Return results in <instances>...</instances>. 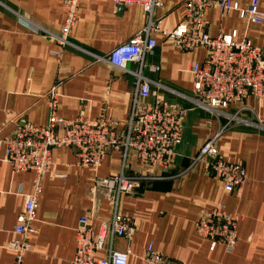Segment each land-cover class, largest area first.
<instances>
[{
  "label": "crops",
  "instance_id": "0c3cea01",
  "mask_svg": "<svg viewBox=\"0 0 264 264\" xmlns=\"http://www.w3.org/2000/svg\"><path fill=\"white\" fill-rule=\"evenodd\" d=\"M155 15L160 27L173 30L183 17V0H161ZM241 8L252 0H233ZM264 16V0H259ZM66 18L64 0H0V264H71L76 252V227L88 216L98 231L111 220L113 203L103 192H94L97 178L120 172L139 177L137 186L123 194L121 214L130 218L132 232L116 237L117 250H130L129 264H143L149 244L161 255L185 264H264V94L247 95L231 102L226 111L256 125L231 123L222 129L216 145L220 155L241 163L247 180L241 195L227 193L223 182L208 168L206 157H193L201 146L226 123L196 103L192 64L203 62L204 47L180 50L171 38L156 32L157 46L146 57L144 69L151 80V98H164L173 108L183 109L182 140L175 149V163L168 170L145 169L134 153L125 158L112 150L94 169L78 164L68 146L52 150V169L42 180L30 249L21 258L9 247L22 240L14 228L24 199L33 191V171H15L5 160V140L24 116L44 126L56 94L58 115L67 119L106 118L118 130H126L134 99L135 77L112 66L107 58L117 45L141 30L147 20L140 4L119 6L112 0H82L78 18L69 34L70 44L56 36ZM210 36L237 30L255 46L264 47V21L252 23L237 10H207ZM59 52V54H57ZM137 68V64H128ZM260 125V126H259ZM223 203L243 218L238 224V243L229 252L224 244L210 249V241L195 229L198 215ZM100 255L105 256L106 252Z\"/></svg>",
  "mask_w": 264,
  "mask_h": 264
},
{
  "label": "built area",
  "instance_id": "2783aa9c",
  "mask_svg": "<svg viewBox=\"0 0 264 264\" xmlns=\"http://www.w3.org/2000/svg\"><path fill=\"white\" fill-rule=\"evenodd\" d=\"M117 5L140 4L146 16L145 26L130 39L117 45L108 54V62L135 77L133 106L126 130H118L106 118L89 120L86 118L67 119L58 115L51 92V111L44 126L32 124L21 116L16 121L12 135L5 140V160L15 171H33V191L24 199L14 231L22 240L12 241L9 247L17 252L18 258L30 249V239L37 232L38 198L42 191V180L52 169V150L56 147H71L78 158V164L98 168L112 150H120L125 158L134 153L141 165L147 169L168 170L175 163V149L182 140L183 109L173 108L164 98L154 97L151 102L152 80L144 74L158 71L159 67L147 65L146 57L153 54L157 39L156 32L171 38L180 50L204 47L207 51L203 62L192 64L193 91L196 103L213 114L224 117L225 124L209 138L193 157V161L206 157L209 171L223 182L227 193L241 195L247 180V172L241 163L223 158L216 141L231 123L256 125L251 119L240 117L239 111H226L231 102L247 95L262 97L264 94V47L255 46L237 30L221 32L212 37L207 30V10L217 6L223 12L237 10L241 18L261 24L263 13L259 0L241 8L233 0H183V17L173 30L160 27L161 19L155 15L163 6L161 0H112ZM82 0H64L66 18L56 39L63 45L70 44L69 34L78 18ZM59 54V52H57ZM137 68H129V63ZM260 126V125H259ZM139 177L120 172L97 178L94 192H103L113 203L111 220L103 222L95 231L88 216L79 219L76 227V252L71 264H129L130 250H117L113 246L116 237H126L132 232L130 218L121 214L118 203L123 194H128L137 186ZM243 217L229 212L223 203L201 212L195 221L196 232L210 241V249L224 244L227 251L234 250L238 243V224ZM106 252L105 256L100 255ZM143 264H185L157 252L149 244L142 258Z\"/></svg>",
  "mask_w": 264,
  "mask_h": 264
},
{
  "label": "water",
  "instance_id": "95a60500",
  "mask_svg": "<svg viewBox=\"0 0 264 264\" xmlns=\"http://www.w3.org/2000/svg\"><path fill=\"white\" fill-rule=\"evenodd\" d=\"M119 6H122V5H119Z\"/></svg>",
  "mask_w": 264,
  "mask_h": 264
}]
</instances>
